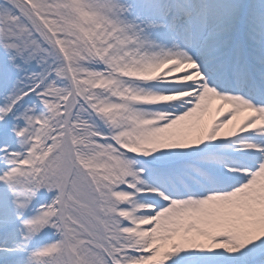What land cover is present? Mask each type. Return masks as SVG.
I'll return each instance as SVG.
<instances>
[{"label":"snow or ice","instance_id":"1","mask_svg":"<svg viewBox=\"0 0 264 264\" xmlns=\"http://www.w3.org/2000/svg\"><path fill=\"white\" fill-rule=\"evenodd\" d=\"M0 264H264V0H0Z\"/></svg>","mask_w":264,"mask_h":264}]
</instances>
